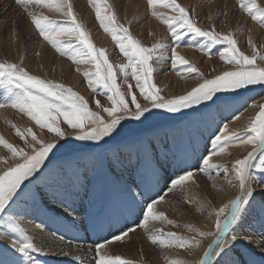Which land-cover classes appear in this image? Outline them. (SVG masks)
<instances>
[{
    "label": "rangeland",
    "instance_id": "374dc122",
    "mask_svg": "<svg viewBox=\"0 0 264 264\" xmlns=\"http://www.w3.org/2000/svg\"><path fill=\"white\" fill-rule=\"evenodd\" d=\"M68 2L72 4L77 21L84 26L94 46L105 50V55L117 72V84L125 94L129 107L135 110V105L131 102L133 93L142 106L150 107V102L140 94L135 79L129 75L125 82L124 75L118 71L120 64L127 63V57L120 52L112 35L105 32L100 25L99 20L96 18L94 5L89 3V0H68ZM106 2L111 5V11L114 12L117 22L127 27L130 34L139 40L143 46L151 48L158 42L165 45L164 48L156 52L155 58L150 63L154 69L152 83L161 89V95L166 99L184 95L203 83L204 79H212L223 71L236 70L235 65L226 63L219 56V52L224 50L225 45L212 44L207 38L195 36L194 34L185 36L180 41V46L175 48V51L194 64L202 73V76L185 72L183 66L179 63L174 68L172 48L175 46V42L171 39L167 26L151 14L152 10L147 0H142V4H137L132 9L126 7L125 0H106ZM177 2L189 9L192 19L197 22L201 29L208 31L215 28V31L221 34L231 33L237 41L238 48L245 55L251 56L254 54L252 45H255L256 51L264 53V25L253 21L247 13L241 11L238 7V0H177ZM257 2L264 7V0H257ZM87 7L90 11L87 10ZM32 10L37 14L42 13L49 16L58 22L67 23L70 20L69 17L60 15L54 8L34 7ZM157 11L166 15L172 14L170 9L159 6ZM149 19L156 20L159 29L158 26L150 28L147 24ZM26 23H29L30 27ZM99 35L107 37L108 41L103 42L100 40L102 36L99 37ZM63 39L66 42L75 43L74 37H64ZM39 40L44 39L39 35L24 9L17 5L15 0H0V43L3 49L8 46L9 52V45L16 41L18 44L16 51L19 53V57H17L10 52L8 53L7 50L0 52V63L7 61L20 64L30 74L46 81H53L71 87L73 91L85 97L92 111L100 113L105 120L110 119L107 113L103 111V108L112 107V103L104 89H97L96 92H93L90 88L89 94H83L82 90L79 89V84L70 82L71 80L66 73L63 74L62 72L60 76H52V72L47 70L50 68V64H48L50 62H46V73L37 75L36 72L31 70L30 65L34 62V54L31 55V53H33L32 51ZM249 40L252 41V45L248 43ZM46 45L54 51L55 55L67 58V56L60 55L47 41ZM160 57L163 58L160 59ZM257 63L261 62L258 60ZM71 65L79 71L80 82L88 85L84 73L93 72L95 65L92 63L76 64L73 60H71ZM174 76L179 82H188L183 90L176 84L177 81H175ZM5 79L0 77V80ZM129 85H131V93L128 91ZM7 88L17 92L21 91L12 84H7ZM239 92L245 93L238 96H235L236 93L232 92L217 93L216 96L222 95V99L216 100L213 98L215 103L213 101L204 102L208 105L207 108L203 105L195 106L200 111L194 112L193 109H184L181 113H168L163 109L153 108L150 113L145 114L148 117L146 120L143 117L141 121L130 118L123 120L121 127L118 129L120 136L107 147L104 153L103 166L90 159L93 150L85 147V145L94 142L76 140L72 135L73 130L63 122L62 118L60 126L66 132L65 138L58 139L54 133L42 129L46 132V139H44L37 134L34 128L38 125L25 113H21L18 109L6 107L14 112L13 117L6 116L3 113L0 116L4 118L3 126L11 132L13 139L5 136L1 127L0 136H3L15 147L23 148L28 152H31V149L27 145L33 143L31 136L26 137V143L25 139H21L16 135V128L21 131L31 129L39 139L45 142L56 140L57 148L53 150V153H50L49 160L54 166L62 167L74 181V184L67 189L63 186L57 189L58 198L51 195H37L35 198L31 195L22 197L14 205V211L11 215L17 218L21 217V219H18L23 228H26L27 223L32 224L38 227L39 231L48 232L57 236L60 240L76 244L81 243L82 247L84 246L83 248H86L88 244L96 248V245L104 243L106 238L111 239V233L117 231L123 225L127 224L134 227L135 221L141 216V210L144 209L145 205L151 203L153 198L160 201L162 196L163 199L165 198L162 212L167 219L173 220L174 224L154 221L153 223L159 222L160 224H157L160 226L158 225L157 231H152L151 235H164L166 237L167 233L174 232L185 238L200 240L201 245L199 247H164L159 244L154 245L148 237L147 240L143 238L144 242L130 251L129 248H125L129 244L127 238L135 236L133 239L136 240V237L139 239L143 233L139 232L138 227L134 233L131 232L128 237H124L122 242L109 243V246L107 244L104 249L113 251L116 248V256L129 260L131 264H157L158 262V264H173L174 261L196 264L203 257V252L207 250V246L212 244L216 237L215 235L201 237L187 226L191 225L201 231L215 233L214 221L216 217L214 212L235 199L232 196L224 195L226 198L223 201H218L217 195H215V191L218 190L215 185L218 182L216 183L215 177L212 176L215 174L214 171L221 168L210 169L209 174L200 171L199 168L203 167L201 157L211 154L212 145L210 140L214 138L215 134H219L218 129L222 130L221 125L234 120L241 111L247 108L246 106L249 107L256 95L264 93V85L249 86V88L241 89ZM5 94V85L0 83V103L4 102L3 97ZM233 94L235 95L230 96ZM246 96H249V99L245 100ZM96 100L100 102L99 107L95 103ZM183 113H189V115ZM25 120H30L34 125L33 123L25 125ZM247 128L237 131L234 127L228 126V132H235L239 135L245 133ZM142 143H151L156 146L154 167L157 168L159 175L155 178L150 171H137L138 152ZM52 154L56 155L53 157ZM49 160L45 161L46 165L49 164ZM198 161L199 167H197ZM14 162L18 163L19 160L12 159L7 148L0 145V172L14 165ZM76 162H79L80 165L78 180H76V172L73 168ZM181 168L192 170L196 181L193 184L185 182L184 185L173 189L170 193L175 199L170 202L169 195L166 197V193L169 192L168 187L171 186V180L183 174L180 171ZM229 172L231 173V171ZM229 172L224 173L223 176L226 175L225 178H229L232 174ZM257 176L259 177L258 173ZM258 181L259 179L256 182L258 187L264 185V183ZM51 183L50 180L42 179L29 185V188L36 193L51 192L52 188L46 187V185L50 186ZM138 184L142 187H137ZM188 184L191 186L189 187ZM129 186H131L134 193L139 194L134 201L125 191ZM260 191L255 188L256 193ZM73 208L75 211H73ZM208 212L212 217L214 215L212 220H208L211 223L208 226L209 228L205 225L206 219H203L205 214L207 218ZM198 222L201 224H198ZM25 230L29 235L27 229ZM233 233L250 235L254 240L260 238L261 233H264V200L259 195H254L253 201L242 212L241 220L230 228L226 236L228 244L232 243L231 235ZM14 236L15 234L10 232L4 221L0 220V264H4L5 261L11 264L12 261L20 258V254L10 248L11 238ZM252 247H254V244L250 245L247 242L238 241L233 255L243 259L242 254ZM33 255L42 264H81V261L77 260L80 259L79 255L74 253H72L73 256L62 258L46 253H34ZM217 259L218 257H214V262Z\"/></svg>",
    "mask_w": 264,
    "mask_h": 264
},
{
    "label": "snow or ice",
    "instance_id": "6c2138e0",
    "mask_svg": "<svg viewBox=\"0 0 264 264\" xmlns=\"http://www.w3.org/2000/svg\"><path fill=\"white\" fill-rule=\"evenodd\" d=\"M147 2L152 10L151 14L167 26L171 39L175 42V46L172 48L174 68L179 63L185 72L202 76L194 64L175 51L185 36L194 34L207 38L212 44L225 45L224 50L219 52V56L226 63L235 65L236 70L223 71L212 79H204L203 83L184 95L166 99L161 95V89L152 83L154 69L150 63L155 58L156 52L164 48L165 45L158 42L151 48L143 46L139 40L130 34L127 27L117 22L114 12L111 11V5L107 4L106 0H89V3L95 7L96 18L100 25L105 32L112 35L120 52L127 57V63L120 64L118 71L124 75L125 82L129 75L134 78L140 94L150 102V107L142 106L133 93L131 95V102L135 105V110H133L129 107L125 94L117 84V72L105 55V50L94 46L84 26L77 21V17L73 13V6L68 0H15V3L21 6L31 18V22L39 35L60 55L67 56L76 64L92 63L95 65L93 72L84 73L87 77L88 86L93 92H96L97 89H104L112 107L103 108V111L110 118L105 120L100 113L92 111L85 97L73 91L71 87L46 81L30 74L20 64L6 61L0 63V77L6 78L0 80V83H3L6 88V94L3 97L4 102L0 103V109L5 107L18 109L41 129H47L50 133H54L58 139H64L66 136L65 130L60 126L62 118L63 122L73 130L72 135L76 140L94 142L85 145V147L93 150L90 159L103 166L104 153L107 147L120 136L118 129L123 120L130 118L141 121L142 117L146 120L148 117L145 114L150 113L153 108L163 109L168 113H181L184 109H193L194 112L200 111L195 106L203 105L207 108L208 105L204 102L213 101L215 103L214 97L216 100L222 99L216 96L217 93L232 92L239 95L241 89H247L249 86L258 84L264 85V53L256 51L251 40L248 43L253 46L254 54L245 55L238 48L237 41L231 33L221 34L216 32L215 28L208 31L201 29L197 22L192 19L189 9L182 6L177 0H147ZM158 6L170 9L172 14L166 15L157 11ZM34 7L54 8L60 14L69 17L70 20L67 23L58 22L42 13L37 14L32 10ZM238 7L247 13L253 21L264 25V7L257 0H238ZM64 37H74L75 43L66 42ZM162 58L160 57V59ZM258 60L261 63L258 64ZM7 84L15 85L21 91L17 92L7 88ZM128 91L131 93V85L128 86ZM95 103L98 107L100 106L99 100H96ZM258 107V113L250 120L245 133L239 135L235 132L229 133L228 125L223 124L222 130L218 129L219 134H215L214 138L210 140L211 154L201 157L203 167L199 168L200 171L209 174L210 169L224 168L227 173L229 166L212 163V156L223 154L227 147L236 144L252 146L247 155L235 159L230 165L231 173L237 182L235 186L238 187L240 194L215 212V233L204 232L191 225L187 226L201 237L212 235L216 237L212 244L207 246V250L203 252V257L196 264H264V233H261L260 238L255 240L250 235L233 233L231 235L232 243L228 244L226 241L230 228L241 220L242 212L253 201L254 195H259L264 200V189L256 193L253 187L258 179L264 183V105ZM183 114L189 115V113ZM235 118L239 119V116ZM16 135L25 139L26 143V137L31 136L33 143L27 145L31 149V152H28L23 148L15 147L3 136H0V145L7 148L12 159L19 160L18 163L0 172V220H3L10 232L15 234L11 238L10 248L19 253L20 258L12 261L11 264H42L33 254L43 253V249L27 234L19 219L11 215L14 211V205L26 195H31L33 198L37 195H51L58 198L57 189L62 186L67 189L74 184V181L62 167L54 166L51 161L49 164H45V161L49 160L50 153H53V150L57 148L56 140L45 142L39 139L31 129L21 131L16 128ZM155 151V145L151 143L141 144L137 159L138 172L150 171L154 178L159 175L157 168L154 167ZM197 167H199V161ZM73 168L76 172V180H78L80 176L79 162H76ZM180 171L183 174L171 180L168 191L171 192L177 186L184 185L185 182L194 181L195 174L192 170L181 168ZM42 179L52 182L50 186L46 185V187H51L52 191L32 192L29 185ZM229 183L231 184L232 180H229ZM136 186L142 187L140 184ZM125 191L133 201L139 195L133 192L131 186L127 187ZM162 199L161 196L160 200ZM159 202L153 198L151 203H147L141 210V216L135 221L134 227L125 224L111 233V239L106 238L104 243H98L96 245L95 264H131L129 260L120 256L113 257L102 254L101 250L109 243L122 242L124 237L135 232L138 227L147 232L150 222L163 221L170 225L174 224V221L167 219L163 212L155 210V206ZM73 211H75L74 208ZM149 239L154 245L159 244L164 247L192 248L201 245L200 240L185 238L174 232L167 233L166 237L164 235H150ZM238 241H244L250 245L254 244V247L242 254L243 259L233 255ZM61 254L67 255V253ZM214 257H218L215 262ZM4 264H8V262L5 261ZM173 264H185V262L174 261Z\"/></svg>",
    "mask_w": 264,
    "mask_h": 264
},
{
    "label": "bare ground",
    "instance_id": "6f19581e",
    "mask_svg": "<svg viewBox=\"0 0 264 264\" xmlns=\"http://www.w3.org/2000/svg\"><path fill=\"white\" fill-rule=\"evenodd\" d=\"M126 1V7H134L137 4H142V0H125ZM224 1V0H223ZM145 4V3H144ZM143 4V5H144ZM227 4V3H226ZM210 5V4H209ZM213 6V5H212ZM226 9V8H225ZM87 10L90 11V9L87 7ZM61 15V14H60ZM244 18V17H243ZM22 20V19H21ZM27 20V19H26ZM30 22V21H29ZM150 28L153 27H157L159 29V24L156 20L154 19H149L148 23H147ZM27 26L30 27L29 23H26ZM142 25V24H141ZM224 25V23H223ZM252 25V24H251ZM161 28V26H160ZM157 29V30H158ZM102 35H99V37H101ZM19 37V36H18ZM34 37V36H33ZM100 40H102L103 42L108 41L107 37L102 36L100 38ZM8 46L6 47V49H3V46L0 43V52H3L4 50H7L8 52ZM52 48V47H51ZM18 49V44L15 41L14 43H11V45H9V52L12 53L13 55L19 57V53L16 51ZM8 52V53H9ZM33 53H31V55L34 56V62L33 64L30 65V68L32 71L36 72L37 75L39 74H43L46 73V71L50 70L52 73V76H60L63 72L67 74V76H69L70 78V82L74 83H78L79 85V89L82 90L83 94H89L90 93V87L85 83H81L80 82V73L78 70L75 69V66L72 67L71 65V60L67 57H61L58 55H55L54 51L52 49H50L47 45H46V41L45 40H39L37 41L34 50L32 51ZM14 56V57H15ZM36 56V57H35ZM31 59V58H30ZM32 60V59H31ZM46 62H50L48 64H50V68L47 69L46 68ZM31 63V62H30ZM48 66V65H47ZM47 69V70H46ZM65 74V75H66ZM33 75V74H32ZM176 77L174 76V79ZM67 79V77H66ZM175 81H177V78L175 79ZM64 82V80H63ZM192 82V81H191ZM188 82L184 81V82H179L177 81L176 84L179 85L180 89L183 90L185 88V85ZM66 84V83H65ZM70 84V83H69ZM70 86V85H69ZM187 86V85H186ZM178 87V88H179ZM78 89V88H77ZM245 92H241L240 94H244ZM239 94V95H240ZM176 95V94H175ZM230 95V96H234ZM235 96H238V94H236ZM217 97H222V95H218ZM214 99H216V97H214ZM249 99V96L245 97V100ZM264 103V93H260L258 95H256V97H254V99L251 102V105L247 108L244 109L243 111H241V113L238 115L239 119L234 118V120L230 121L227 123L228 126H232L234 127L237 131L240 129H245L249 126L250 120L252 118L255 117V115L257 114V111L259 109V105H262ZM256 105V106H253ZM9 108V107H8ZM10 109V108H9ZM6 107L3 109H0V114H6V116L9 117H13L14 112L12 110H9ZM4 118L2 116H0V127L1 130L3 132V134L7 137H9L10 139H13L11 132L5 128L3 126L4 123ZM24 120V118H22ZM220 122V121H219ZM31 122L30 120H25V125H30ZM213 123V122H212ZM34 125V123H33ZM222 126V125H221ZM37 134L41 137L46 139V132L42 129H40L38 126H34ZM209 128V127H208ZM210 132V131H209ZM71 134V133H70ZM71 136V135H70ZM38 137V136H37ZM71 138V137H70ZM67 139V138H66ZM10 141V140H9ZM67 143V142H66ZM62 146V145H61ZM63 147V146H62ZM252 146L251 145H239L236 144L234 146L231 147H227L225 153L223 154H219V155H214L212 156V163H215L217 165H225V166H229V171H231L230 169V165L234 162V160L236 158L242 157L244 155H247V153L249 151H251ZM57 154V153H56ZM56 154H52V156L54 157ZM50 161V160H49ZM10 163V162H9ZM13 163V162H12ZM15 163V162H14ZM6 164V163H5ZM3 169V168H2ZM217 171V170H216ZM215 172V174L212 177H215L216 179V183L218 182V184L215 185V187L218 188V190L215 191V195H217L216 197L218 198V201H223L224 198H226L225 196H232L233 198H236L240 193L238 190V187L235 186L236 182L234 180V177L231 176L229 178H225V176H223L224 173H226L224 171V168L219 169L217 172ZM109 172V171H108ZM222 173V174H220ZM212 174V173H211ZM229 176V175H228ZM32 179V178H30ZM212 179V178H211ZM214 179V181H215ZM229 180H232V183H229ZM195 178L194 181H188V183L193 184L195 183ZM27 182V181H26ZM259 182V181H258ZM188 184V186L190 187L191 185ZM212 184V183H211ZM214 186V185H213ZM253 186L259 190L264 189V185L258 187L257 183L253 184ZM192 188V187H191ZM193 189V188H192ZM191 191V190H190ZM97 192V191H96ZM170 191L168 193H166V197L167 195L170 202L174 201V196L170 193ZM214 195V196H215ZM225 195V196H224ZM196 196V195H195ZM192 197V196H191ZM199 199V198H198ZM169 202V201H168ZM167 202V203H168ZM165 203V198L163 200H160V202L158 204H156L155 206V210L157 212H162L163 211V205ZM203 203V202H202ZM108 204V203H107ZM169 204V203H168ZM204 204V203H203ZM220 204V203H219ZM166 205V204H165ZM173 205V203H172ZM175 205V204H174ZM197 205V204H196ZM170 208V207H169ZM167 209V208H166ZM170 210V209H169ZM172 211V210H171ZM165 212V211H164ZM215 213V212H214ZM207 218H206V214L203 217V219H206V223L205 225L207 226V228H209L208 226L211 225V223L209 222L210 220H212V218H214L211 216V214L208 212L207 213ZM19 218V217H18ZM199 218V217H198ZM21 219V217L19 218ZM201 219V218H200ZM209 220V221H208ZM203 221V220H202ZM23 222V220H22ZM160 222V221H159ZM159 222L153 223L150 222L148 225V229L151 226V228L146 232L143 228H138L139 232L143 233L141 235V237L138 239V237H136V240L133 239L135 236L133 237H128V246L126 245L125 248H129L130 251L134 250L136 247H138L139 245H141L144 240H147L148 237L152 234V231H157L158 225L160 224ZM205 222V221H204ZM215 222V221H214ZM27 223V222H26ZM36 223V222H35ZM159 223V224H157ZM203 223V222H202ZM198 224H201L200 222H198ZM160 226V225H159ZM204 226V225H202ZM205 226V228H206ZM202 228V227H201ZM211 228V227H210ZM27 231L29 232V235L34 239V242L40 246L43 249V253L46 254H50V255H54V256H58V257H65V256H73L72 253L79 255L78 257L80 259H77L79 261H81V264H90L93 263L95 264V257H96V248H94L93 246H90L89 244L86 245V248L82 247L81 243H71L70 241H63L60 240L57 236L52 235L48 232L45 231H39L38 227L32 225V224H26V228ZM41 229V228H40ZM203 229V228H202ZM51 232V231H50ZM134 233V232H133ZM137 233V232H136ZM157 233V232H156ZM158 234V233H157ZM134 235V234H133ZM136 235V234H135ZM139 235V234H138ZM154 235V234H153ZM144 236V237H142ZM88 238V237H87ZM144 238V240H143ZM230 238V237H229ZM257 238V237H256ZM43 239V240H42ZM259 239V238H258ZM124 244V243H122ZM109 246V244L107 245ZM144 246V245H143ZM115 247V246H114ZM203 249V248H202ZM116 250V248H115ZM107 251L105 249L101 250L102 254H106L108 256H116V251ZM122 251H124V249H122ZM61 253H67V255H62ZM193 254H195L193 252ZM202 255V254H201ZM201 257V256H200ZM156 258V257H155ZM199 258V257H198ZM159 259V258H158ZM169 259V258H168ZM214 259V258H213ZM161 260V259H160ZM173 260V259H172ZM84 262V263H83ZM184 262V261H183ZM159 263V262H158ZM157 263V264H158ZM161 263V262H160Z\"/></svg>",
    "mask_w": 264,
    "mask_h": 264
}]
</instances>
